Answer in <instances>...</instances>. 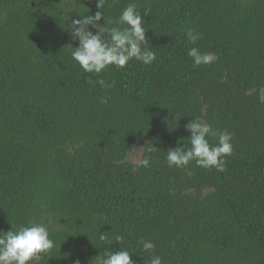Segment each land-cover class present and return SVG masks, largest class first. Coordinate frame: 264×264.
<instances>
[{
  "label": "trees",
  "instance_id": "trees-1",
  "mask_svg": "<svg viewBox=\"0 0 264 264\" xmlns=\"http://www.w3.org/2000/svg\"><path fill=\"white\" fill-rule=\"evenodd\" d=\"M129 2L102 11L115 20ZM136 2L157 58L110 67L102 89L72 60L67 26L98 0H0V231L45 224L55 247L35 264H96L121 247L132 264H264V0ZM193 46L216 62L193 67ZM196 118L232 135L224 171L168 167Z\"/></svg>",
  "mask_w": 264,
  "mask_h": 264
},
{
  "label": "clouds",
  "instance_id": "clouds-1",
  "mask_svg": "<svg viewBox=\"0 0 264 264\" xmlns=\"http://www.w3.org/2000/svg\"><path fill=\"white\" fill-rule=\"evenodd\" d=\"M104 0H98V8L95 16L78 14L80 19L68 24V29L74 40L78 41L77 47L68 46L71 49V58L84 72L101 76L110 67L125 68L130 61H138L144 65H152L156 60V53L147 45L144 16L138 10L136 0H131L123 8L119 17L115 20L108 19L102 11ZM104 23H101V20ZM89 26L95 29V33L89 30ZM188 40L196 45L202 38V34L193 29L186 32ZM187 55L193 62V67L211 66L216 62L217 56L212 52L201 51L199 47H191ZM88 84H98L102 89L114 87V82L109 83L104 78L88 79ZM108 98H101V103H107ZM190 132L188 139L190 146L171 148L166 152V162L169 168H187L191 162L198 167L217 171H224L227 163L224 157L233 152L232 135L227 131L218 132L211 125L202 122L199 118L192 119L185 126ZM218 137V143L210 144L209 138ZM141 150L144 148H135ZM140 165L150 166V159L145 156L140 159ZM101 240L106 239L104 235ZM114 240L121 243L124 237L116 235ZM139 243L145 253H152L155 244L152 241L141 240ZM55 247L50 238L49 228L43 223H30L20 226L18 229L7 232L0 231V264H35L48 257ZM43 254V256H42ZM49 258V257H48ZM96 264H132V254L121 247L120 251H106L94 258ZM79 264V262H77ZM150 264H163L158 255H150Z\"/></svg>",
  "mask_w": 264,
  "mask_h": 264
},
{
  "label": "rangeland",
  "instance_id": "rangeland-1",
  "mask_svg": "<svg viewBox=\"0 0 264 264\" xmlns=\"http://www.w3.org/2000/svg\"><path fill=\"white\" fill-rule=\"evenodd\" d=\"M142 154H143V149L136 150L135 153L130 156V159L129 160L131 162H134V163L138 164L139 161H140V159H141V157H142Z\"/></svg>",
  "mask_w": 264,
  "mask_h": 264
}]
</instances>
